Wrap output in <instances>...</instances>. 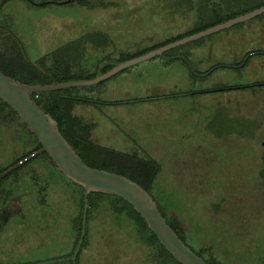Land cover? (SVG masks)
<instances>
[{"label": "rangeland", "instance_id": "374dc122", "mask_svg": "<svg viewBox=\"0 0 264 264\" xmlns=\"http://www.w3.org/2000/svg\"><path fill=\"white\" fill-rule=\"evenodd\" d=\"M86 1L103 7L55 3L31 7L22 0H6L1 11L12 16L11 30L31 64L50 53L58 63L63 57L58 50L69 44L72 55L66 63L71 72L94 77L119 53H132L159 37L182 33L190 22V18L168 17L170 0ZM150 36L155 38L151 43ZM181 50L198 73L217 69L192 81L179 61L154 57L96 85L78 87L76 94L93 100L96 108L135 101L122 105L126 111L117 109L119 117L126 115L129 120L118 130L124 143L111 144L109 127L102 131L106 142L99 137L100 127L93 136L99 137L102 147L146 156L159 165L149 195L176 212L186 245L193 251L208 248L226 264H261L264 199L257 173L264 157V87L215 90L264 83V13L190 42L178 53ZM246 54L248 63L232 69ZM205 90L214 92L197 93ZM182 93L193 94L174 96ZM157 96L167 98L152 105L141 103L143 97ZM84 112L73 109L75 116ZM226 114L248 124L243 137H226ZM95 115L89 109L78 118L92 126ZM32 145L13 117L1 121L0 169ZM42 162L31 160L1 184L12 190L10 197L20 214L10 213L0 227V264H73L75 259V264H155L151 249L132 236L127 219L108 210V198L94 200L96 209L83 228L85 242L72 262L78 242L74 220L79 190Z\"/></svg>", "mask_w": 264, "mask_h": 264}, {"label": "trees", "instance_id": "16d2710c", "mask_svg": "<svg viewBox=\"0 0 264 264\" xmlns=\"http://www.w3.org/2000/svg\"><path fill=\"white\" fill-rule=\"evenodd\" d=\"M42 0H40L41 2ZM48 4H65V5H77L84 6L86 8H102L103 5H88L86 0H47ZM45 3V4H46ZM264 5V1L255 3L254 0H170L167 4L168 8V17L170 19L175 18L177 16L180 19L190 18L188 30L177 33L173 36L167 37L165 39H161L160 37L155 39L153 36H150V41L155 39V42H152L150 46L137 48L132 53H119L116 58L113 59L112 64L105 65L99 70V74L106 72L113 66L130 60L134 57L140 56L149 51L160 48L166 44L184 38L186 36L195 34L197 32L203 31L209 27L220 24L224 21L232 19L234 17L240 16L244 13L250 12L254 9L259 8ZM95 34V33H94ZM100 35L99 33H96ZM165 33H162V36ZM102 36V34H101ZM104 37V36H102ZM68 45L64 44L60 47L58 51H60L63 57L61 60L56 63L52 53L45 54L44 56L38 58L32 64H28L23 56H19L17 61L12 59V63L14 68L8 70L0 69V73L5 75L6 77L19 82L24 85L31 86H39V85H48L53 81L57 83L73 81V80H89L94 77L93 74H85L83 71L71 72L70 68H68V64L66 63V58L71 53L68 52ZM188 45V44H185ZM183 46L176 47L169 51L163 53L161 60L164 61H179L186 69H188L187 73L190 79L197 80V78L203 77L206 73L210 71H214L217 68H209L205 70L203 73H198L194 68L193 64H191L190 60L185 56L183 50L181 53H178ZM77 51L78 48H74ZM8 51V48H6ZM56 51V52H58ZM65 51V52H64ZM77 53V52H75ZM249 54H246L239 64H234L232 69H239L244 67L249 60ZM244 60V61H243ZM243 61V62H242ZM242 63V64H241ZM236 66V67H235ZM216 67V66H215ZM225 68V67H221ZM228 68V67H226ZM200 75V76H198ZM264 87V83L257 84L253 86H243V85H235L233 87H224L221 89L215 90L217 91H228V90H243L248 88H260ZM77 88H67L60 89L55 91L48 92H37L31 94V99L34 104L45 113L52 121H54L57 125L58 132L62 136V138L66 141V143L71 147L74 153L79 157L84 165L89 168L103 170L109 173H114L120 176L127 178L132 181L136 185H138L141 189H143L148 195L149 191L153 187L154 179L159 171V165L149 157H137L134 154L127 153H119L115 150L102 147L91 139V125L83 123L81 119L73 114V108L78 105H91L95 106L96 103L93 100H90L86 97H80L76 94ZM214 92L213 90H205L199 91L197 93H210ZM193 93H182L176 94L175 97L180 96L184 97L186 95H191ZM173 96V97H174ZM166 96H160L156 98H150L151 101H159L160 99H166ZM146 101V100H142ZM135 102V101H133ZM132 102V103H133ZM140 102V101H139ZM128 103L125 102H117L114 105ZM8 117H13L16 121H18L26 133L28 138L32 141V147L25 153H23L19 158L12 161L6 168H9L11 165L16 164L17 162L27 158L33 152L38 150L39 145L36 142L35 138L28 133L25 125L20 122L15 114L0 101V122L6 120ZM247 123L242 121V119L235 118L231 115L226 114V137L230 136H240L243 137L244 130L247 128ZM41 160L42 164H47L51 166L56 172H58L50 160L46 157L44 153L33 157L32 159L25 162L23 165L18 167L15 171L7 175L5 178L0 180V210L6 209L7 214L9 215H17L20 214L17 209L18 203H13L12 197L10 194L12 192L11 189L1 187V184L8 180L11 177L17 175V172L20 168L29 164L31 160ZM0 169V173L4 171V169ZM59 173V172H58ZM60 174V173H59ZM61 175V174H60ZM63 177V176H62ZM257 177L259 179L260 187L262 189V196L264 199V157L261 160V167L257 173ZM64 178V177H63ZM69 184L76 186L79 190V206H78V215L74 221H76V231H75V242L78 240L79 230H80V218H81V210H82V189L64 178ZM150 196V195H149ZM151 197V196H150ZM108 198L109 202H107L108 210L119 216L127 219L130 224V232L132 236L142 243V245L147 246L150 250V259L155 264H178L176 263L158 244L155 237L149 232L146 228L145 223L140 219V217L131 209V207L122 201L119 198L104 196L101 194H88L86 197V215L84 220V227L86 221L89 218L90 211L96 209L97 204L94 202L95 199H103ZM151 199L156 204L158 212L165 220L166 225L173 231V233L181 240V242L186 245L185 240L181 235V222L178 216H176V212L172 209H167L164 206V201L161 204V199L155 200L151 197ZM16 201V200H15ZM10 206H15V209L12 210ZM161 206L164 207L163 210ZM77 219V220H76ZM85 232L83 233L81 245L85 242ZM74 242V243H75ZM195 255L200 257L206 264H226L225 262L218 261L211 253L207 252L208 249H201L197 251H193L188 245H186ZM209 251V249H208ZM209 255L208 259L203 257V254L206 253ZM263 255L261 257V260ZM76 259L74 260L75 264Z\"/></svg>", "mask_w": 264, "mask_h": 264}, {"label": "water", "instance_id": "95a60500", "mask_svg": "<svg viewBox=\"0 0 264 264\" xmlns=\"http://www.w3.org/2000/svg\"><path fill=\"white\" fill-rule=\"evenodd\" d=\"M6 0L0 2V7ZM25 4L40 7L45 3H34L31 0H22ZM264 13V5L240 16L224 21L203 31L186 36L160 48L121 62L104 73L89 80H73L62 83L52 82L48 85L31 86L16 82L0 73V101L5 104L22 122L39 145L38 150L27 158L17 162L0 173V180L15 171L33 157L44 153L55 169L67 180L82 189V213L79 239L73 253V259L81 244L86 211V197L88 194H101L119 198L128 204L131 209L145 223L146 228L155 237L163 250L178 264H206L195 255L166 225L156 204L151 197L138 185L127 178L103 170L89 168L82 163L71 147L58 132L57 125L43 113L32 101L31 94L48 92L67 88L89 87L116 75L117 73L154 57H162L163 53L209 36L233 25L250 20ZM21 46V45H20ZM23 58L31 65L25 56ZM264 146V142L261 144ZM261 264H264V257Z\"/></svg>", "mask_w": 264, "mask_h": 264}, {"label": "crops", "instance_id": "0c3cea01", "mask_svg": "<svg viewBox=\"0 0 264 264\" xmlns=\"http://www.w3.org/2000/svg\"><path fill=\"white\" fill-rule=\"evenodd\" d=\"M149 99H150V97L149 98L143 97L142 100H146V101H143L141 103L152 105L153 103L156 102V101H151ZM123 102H125V101H123ZM128 103H132V102H128ZM128 103H124V104H128ZM124 104H119V105H114V106L107 104L106 106H104L102 108H96L95 106H91V105H78L75 107H77L78 109H82V110L85 109L84 115L79 114L78 116H85L89 109L96 113V115L92 117V121L90 122V123H92V126H91V139H92V141H94L96 144H98L99 143V137L101 136V138L103 139V137L105 136L104 133H102V131L104 129H106V127H109L110 129L113 130V139L111 140V142H112L111 144H113V143H117L119 141H122L124 143V141L118 137V130H120L123 126H125L129 120H128V118L126 119V117H125L126 115L119 117L118 112H117V109H119V108L126 111V107H122V105H124ZM95 123H96V125H95ZM99 127H100V129H99ZM98 129H99V137L94 138L93 133L95 135V133ZM104 142H106L105 139H103V143ZM98 145H100V144H98ZM114 145H116V144H114ZM114 148H116V147H112V149H114Z\"/></svg>", "mask_w": 264, "mask_h": 264}, {"label": "flooded vegetation", "instance_id": "af4514ba", "mask_svg": "<svg viewBox=\"0 0 264 264\" xmlns=\"http://www.w3.org/2000/svg\"><path fill=\"white\" fill-rule=\"evenodd\" d=\"M11 26L12 16L1 11L0 7V69L2 70L14 68L11 62L12 59L17 61L20 55L21 57L23 56L22 43L18 36L11 30ZM6 48H8V51H6ZM7 215L6 209L0 210V227L4 223L3 220Z\"/></svg>", "mask_w": 264, "mask_h": 264}]
</instances>
